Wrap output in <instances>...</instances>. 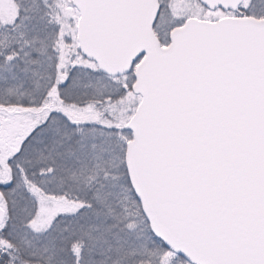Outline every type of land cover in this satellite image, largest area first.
I'll return each mask as SVG.
<instances>
[{"label": "snow or ice", "instance_id": "1", "mask_svg": "<svg viewBox=\"0 0 264 264\" xmlns=\"http://www.w3.org/2000/svg\"><path fill=\"white\" fill-rule=\"evenodd\" d=\"M0 264H264V0H0Z\"/></svg>", "mask_w": 264, "mask_h": 264}]
</instances>
